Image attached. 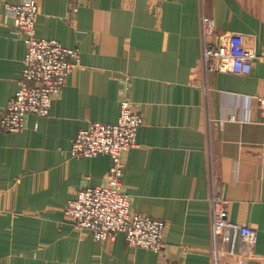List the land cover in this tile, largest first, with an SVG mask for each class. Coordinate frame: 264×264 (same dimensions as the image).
Returning <instances> with one entry per match:
<instances>
[{"label": "crops", "instance_id": "0c3cea01", "mask_svg": "<svg viewBox=\"0 0 264 264\" xmlns=\"http://www.w3.org/2000/svg\"><path fill=\"white\" fill-rule=\"evenodd\" d=\"M24 1L0 0V116L28 50L6 4ZM35 2L36 35L79 49L81 65L46 116L0 128V264H215L213 176L229 219L257 230L247 264H264V62L205 74L200 28L206 14L216 35L242 33L264 54V0ZM124 93L144 121L123 185L134 211L167 223L161 253L131 248L123 233L98 241L64 213L78 192L106 184L112 164L109 154L73 155V138L92 121L116 122Z\"/></svg>", "mask_w": 264, "mask_h": 264}, {"label": "built area", "instance_id": "2783aa9c", "mask_svg": "<svg viewBox=\"0 0 264 264\" xmlns=\"http://www.w3.org/2000/svg\"><path fill=\"white\" fill-rule=\"evenodd\" d=\"M85 1L71 0L74 10ZM6 7L24 33L28 50L18 89L1 113L0 128L6 132H19L26 127L28 114L45 116L49 113L52 101L61 93L68 75L81 65V52L77 48L65 47L57 40L36 35L38 6L34 0L7 3ZM200 28L201 64L205 74L215 71L250 74L257 59L264 62V54L259 55L253 46L248 45L244 34L226 32L216 35L215 23L206 14L201 16ZM257 99L264 117V78L262 93ZM142 123L141 112L133 107L124 93L117 122L92 121L79 131L73 138V155L92 157L107 153L113 162L106 184L78 192L68 201L64 213L76 227L89 231L98 241H110L118 233H123L131 248L141 247L161 253L167 246V223L134 211L122 179L125 154L137 144V132ZM209 202L215 264H247L257 244L256 228L229 219L227 201L222 197L221 184L214 176Z\"/></svg>", "mask_w": 264, "mask_h": 264}, {"label": "rangeland", "instance_id": "374dc122", "mask_svg": "<svg viewBox=\"0 0 264 264\" xmlns=\"http://www.w3.org/2000/svg\"><path fill=\"white\" fill-rule=\"evenodd\" d=\"M34 1H35V0H34ZM38 14H39V12H38ZM37 17H38V16H37ZM36 22H37V21H36ZM35 29H36V25H35ZM19 30H20V29H19ZM20 31H21V30H20ZM46 39H47V38H46ZM68 48H69V47H68ZM128 98H129V97H128ZM129 99H130V98H129ZM130 101H131V100H130ZM52 102H53V101H52ZM131 103H132V102H131ZM132 105H133V104H132ZM133 107H134V106H133ZM134 108H135V107H134ZM135 109H136V108H135ZM49 111H50V110H49ZM30 114H36V113H30ZM120 114H121V110H120ZM37 115H38V114H37ZM40 116H42V115H40ZM45 116H46V115H45ZM142 116H143V115H142ZM119 118H120V115H119V117H118V120H119ZM118 120H117V121H118ZM117 121H116V122H117ZM143 121H144V120H143ZM142 124H143V123H142ZM142 124H141V125H142ZM88 125H89V124H88ZM88 125H87L86 127H88ZM82 129H83V128H82ZM80 130H81V129H80ZM80 130H79V131H80ZM79 131H78V133H79ZM78 133H77V134H78ZM76 136H77V135H76ZM101 154H107V153H101ZM99 155H100V154H99ZM109 155H110V154H109ZM110 156H111V155H110ZM92 157H94V156H92ZM111 158H112V157H111ZM112 162H113V160H112ZM111 165H112V164H111ZM110 167H111V166H110ZM112 240H113V239H112ZM139 248H141V247H139Z\"/></svg>", "mask_w": 264, "mask_h": 264}]
</instances>
